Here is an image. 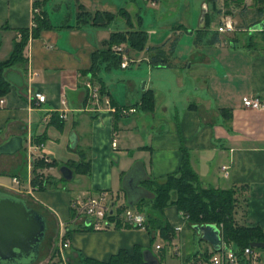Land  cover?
Returning a JSON list of instances; mask_svg holds the SVG:
<instances>
[{
  "label": "crops",
  "instance_id": "0c3cea01",
  "mask_svg": "<svg viewBox=\"0 0 264 264\" xmlns=\"http://www.w3.org/2000/svg\"><path fill=\"white\" fill-rule=\"evenodd\" d=\"M54 3L49 11V0H0V61L10 55L21 30L32 28L35 12L44 11L53 26L29 36L23 64L4 70L10 87L0 95V192L22 198L41 212L50 238L55 235L53 231L58 232V244L51 245L45 256L38 255L32 262L0 264H58L60 231L68 240L63 249L65 264L106 261L120 249L132 251L135 246L142 250L141 264H145V256L151 257L150 263L155 258L157 264H188L192 257L214 252L216 246L187 224L174 205H168L162 213L164 222L172 228L170 239L158 230L118 221L100 230L83 228L72 221L73 198L103 190L111 196L113 206L121 204L123 200L118 204L113 201L119 193L124 197L123 178L133 167L135 173L126 180L140 186L143 177L175 171L183 148L203 186L248 185L245 205L237 219L264 230V108H248L242 102L245 95L259 96L264 102V37L256 32L249 38L244 32L245 36L239 38L240 30L236 29L207 39L205 31L197 37L200 25L194 38L193 29L187 30L184 22L178 24L181 29L172 26L162 42L152 45L173 38L176 31L178 39L171 54L174 65L153 67L145 54L144 88L138 95L134 81L124 80L135 92L125 97L114 94L111 81L100 74V68L96 77L104 84L110 105L96 111L89 109L87 72L93 51L102 47L103 40L115 30L78 23V9L76 13L67 10L62 0ZM104 4L95 10L111 11V6ZM225 16L219 15L218 27ZM183 29L188 33L185 39L180 38ZM252 42L254 45L249 44ZM147 89L152 91L150 110L141 108L140 102ZM35 92L43 93L45 101L37 103ZM129 106L135 111L122 114L116 110ZM113 138L115 147L111 145ZM112 155H117V160ZM82 157L89 162L88 173L76 172L68 164H76ZM63 165L72 169L70 179L62 176ZM34 174L45 179L44 187L32 185ZM13 177L19 183L13 182ZM176 226L181 229L176 230ZM216 227L220 247L224 241L222 226ZM157 234L169 243L170 255L157 242ZM256 252L255 264H264V249Z\"/></svg>",
  "mask_w": 264,
  "mask_h": 264
},
{
  "label": "trees",
  "instance_id": "16d2710c",
  "mask_svg": "<svg viewBox=\"0 0 264 264\" xmlns=\"http://www.w3.org/2000/svg\"><path fill=\"white\" fill-rule=\"evenodd\" d=\"M206 0L208 5L217 14L233 16L235 14L233 5L239 6L240 22L235 25V29L248 33L249 38L253 37V33H260L264 37V28L261 30L251 31V27L264 19V0ZM221 4H220V3ZM36 6V4H35ZM77 20L78 23H90L94 26L107 25L115 15L128 14L124 7L118 12L95 10L93 12L87 10L82 4H78ZM34 25L30 30L22 29L21 35L14 43V47L10 55L0 61V95L5 94L10 87V81L4 75V70L15 64H23L25 61L23 52L27 44L29 36L35 37L42 29H50L53 26L46 17L44 11L35 12ZM129 21V19H128ZM204 23H207V12L205 14ZM61 26H69L63 24ZM181 25H177L180 29ZM200 31H206V25L198 28ZM175 31V30H174ZM216 36V34H214ZM178 33L175 31L171 39H167L159 45H149L146 48V59L153 67L156 66H173L171 54L174 50ZM126 41L132 49H142L146 44V31L143 29L126 28V30L112 31L109 37L102 42V47L93 51L92 63L87 72L91 81L98 84L100 95H105L107 90L100 78L96 77L101 65L105 63L109 66L111 62L121 61V55L116 53L112 46ZM254 45V43H249ZM141 108L150 110L152 108V91L147 89L141 97ZM138 104V103H136ZM119 113V108L116 109ZM183 156L179 167L172 172H168L160 177L147 176L141 181L138 199L134 203L138 205V210L143 211L146 215V228L149 230H158L165 239L172 236V228L164 222L162 213L168 205H174L179 212L181 218L190 226L213 223L222 226V237L225 243L233 245L240 261L243 249L254 241H264V230L259 226H247L239 223L237 214L245 205L246 192L248 185L242 183L229 188H219L213 186H203L198 174L192 168L189 160V153L183 148ZM82 152V151H81ZM83 154V153H82ZM83 158V157H82ZM80 158L79 162L68 163L76 172L88 173L89 162L84 158ZM45 179L40 174H34L31 183L34 187H44ZM124 192V200L121 204L115 206L116 214L120 213L125 207H130L126 192ZM116 204V198L114 199ZM113 218V215L109 216ZM119 222V221H118ZM252 247V246H251ZM257 249V247H252ZM208 256L206 252L202 254ZM92 264H124V263H143L142 250L137 246L132 251L120 249L117 253L111 255L106 261L91 260Z\"/></svg>",
  "mask_w": 264,
  "mask_h": 264
},
{
  "label": "rangeland",
  "instance_id": "374dc122",
  "mask_svg": "<svg viewBox=\"0 0 264 264\" xmlns=\"http://www.w3.org/2000/svg\"><path fill=\"white\" fill-rule=\"evenodd\" d=\"M54 2L55 0H49V11H52L56 6ZM62 2L67 10L70 8L71 10H74L75 13L76 10L79 9L78 4L81 2H83L85 8L91 12L97 8H103L104 3L110 5V10L115 13L118 12L121 7H125L129 13L127 17L116 14L107 25L99 27L105 29L111 28L113 30H126V28H132L143 29L146 31V45L142 49H132L128 46L126 41L119 43L122 51L116 53L120 54L121 57L125 59H130L129 64L126 67L120 66L119 61L111 62L109 66H106L105 63L101 65L100 74L106 75L108 80L111 81L112 84L110 85V88L113 90L114 94L122 95L123 97H125L126 93H128V95L131 94V96L135 93L133 88L129 89L128 84L124 81L128 79L134 81L136 92L140 95L142 84L147 81L145 64L146 48L154 43L162 42V40L171 33L172 26L177 28L176 26L178 24L184 22L183 24L187 26V30L193 29V37L196 38V28L201 25L202 9L207 5V23H204L206 25L204 37L207 35V39H210L215 33L222 32L221 34L225 35L224 33L227 32L218 31L219 14L212 9L211 5L207 4L206 0H155L154 2L152 0H62ZM247 2V4H250L251 1L248 0ZM194 9L197 10L196 13H194ZM232 9H234L235 14L233 16H227L231 19L233 24L232 31H234L236 30V23L238 24L240 22V14L237 12L239 11V6L233 5ZM127 19H129L130 24L125 23V20ZM225 19L226 16L224 17V20ZM187 30L183 29L181 31L180 38L185 39L188 37ZM244 34V32L238 31L237 36L242 38L245 36ZM126 85L128 87L127 90ZM122 200H124V197L119 193L116 197V203L118 204ZM130 208L138 210V205ZM48 233L50 232L48 231ZM47 234L41 243L39 257L45 256L51 245L54 247L58 244L57 230L53 231V234L55 235L51 238L48 236L49 234ZM156 238L160 245L166 247V252L169 254V243L160 236V234H157ZM260 249L264 248H257L255 250L258 251ZM53 257L54 256L51 258ZM55 257L59 258L57 255Z\"/></svg>",
  "mask_w": 264,
  "mask_h": 264
},
{
  "label": "built area",
  "instance_id": "2783aa9c",
  "mask_svg": "<svg viewBox=\"0 0 264 264\" xmlns=\"http://www.w3.org/2000/svg\"><path fill=\"white\" fill-rule=\"evenodd\" d=\"M153 2L155 0H152ZM36 11V9H35ZM233 24L229 17H226L223 24L218 27V31H232ZM115 52L120 53L122 48L119 44L112 46ZM130 62V59L121 58L120 66L126 67ZM85 87L88 91L91 105L90 110H98L100 107L110 105V99L108 95H100L99 87L88 78L85 81ZM34 98L37 103L45 101V95L41 92H35ZM63 101V100H62ZM64 102V101H63ZM242 102L245 107L253 109L264 108V102L259 96L245 95L242 97ZM119 111L122 114H127L135 111L132 106L120 107ZM63 117V114L60 115ZM112 147L116 146L115 138L111 141ZM226 170V166H222ZM13 182L19 183L17 177L12 178ZM32 193V189H29ZM70 207L73 211L72 221L77 223L83 228L100 230L109 225L111 221H119L129 225H133L140 228L146 227V215L143 212L133 210L130 207H125L120 213L116 214V208L111 203V196L103 190L97 191L93 194L85 197H75L70 201ZM111 210V212H110ZM113 215V218L109 216ZM176 230H180L181 226H176ZM68 246V240L64 238V234L59 233V245L58 251L60 255V262L58 264H65V255L63 249ZM158 248L159 245H156ZM242 258L244 261H240L236 250L230 243H221V246L214 252L208 254V256L192 257L188 260V264H255L258 255L254 248L247 246L243 249Z\"/></svg>",
  "mask_w": 264,
  "mask_h": 264
},
{
  "label": "water",
  "instance_id": "95a60500",
  "mask_svg": "<svg viewBox=\"0 0 264 264\" xmlns=\"http://www.w3.org/2000/svg\"><path fill=\"white\" fill-rule=\"evenodd\" d=\"M206 6L202 9L201 25L204 24ZM264 28V20L254 24L251 30H260ZM144 88V82L142 85ZM117 160V155H112ZM136 168H132L127 176L135 173ZM64 178L72 177V169L66 165L60 167ZM124 176L122 187L126 192V199L130 207L138 199L140 188L136 186L132 179L126 180ZM144 179L146 177H143ZM111 212V210H110ZM201 233L203 238L211 241L216 249L220 245L219 231L215 224L207 223L205 225H193ZM47 230V221L45 216L26 204L22 198L0 192V263H16L21 261L32 262L38 258L41 243L45 239ZM252 247L264 248V241H254L250 244ZM145 264H157L154 258L151 262L150 256H145Z\"/></svg>",
  "mask_w": 264,
  "mask_h": 264
}]
</instances>
